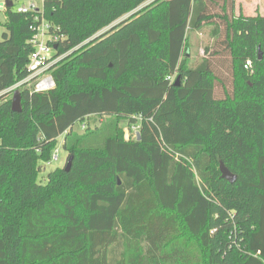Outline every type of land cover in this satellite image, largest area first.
Segmentation results:
<instances>
[{
	"label": "trees",
	"instance_id": "obj_1",
	"mask_svg": "<svg viewBox=\"0 0 264 264\" xmlns=\"http://www.w3.org/2000/svg\"><path fill=\"white\" fill-rule=\"evenodd\" d=\"M143 1L6 9L0 264H264V15H235V0L136 10ZM36 15L59 36L57 55L71 52L52 70L55 86L20 87L13 111L5 90L28 75ZM207 28L213 48L193 61L190 36ZM226 53L233 88L218 98L213 58ZM92 118L99 124L73 131ZM122 119L139 139L124 138ZM61 134L70 169L41 184L39 163Z\"/></svg>",
	"mask_w": 264,
	"mask_h": 264
},
{
	"label": "rangeland",
	"instance_id": "obj_2",
	"mask_svg": "<svg viewBox=\"0 0 264 264\" xmlns=\"http://www.w3.org/2000/svg\"><path fill=\"white\" fill-rule=\"evenodd\" d=\"M3 1V0H2ZM5 1V0H4ZM13 9H16L19 6H30L31 4H34L37 9L41 8L42 6V0H11ZM153 0H144L140 3V5L136 8L138 10L139 8L151 3ZM6 8L0 10V30H3V24L6 21ZM244 14V15H264V0H235V7H234V14ZM131 14L127 13L123 15L122 17L115 20L112 24H116L123 18H125L127 15ZM108 27L104 28L97 34H100L104 30H106ZM209 28L205 29L201 33L192 34L190 36L189 42H191V46L189 48V55L193 59V61H197L204 55V48L205 46H210L213 48L214 45V37L212 38L209 34ZM96 34V35H97ZM226 55H222L217 59L218 57H214V63H215V71L217 76L220 78L219 81H216L215 84V97L223 98L227 93H231L232 91V74L231 70H227L226 65L229 63V58ZM262 56L261 52H259V57ZM261 59V57H260ZM221 61H224V64L222 66L220 65ZM251 69V68H250ZM251 71V70H250ZM175 76H173L174 78ZM223 79V80H221ZM5 98H13V92L9 93L4 96ZM19 108L21 110V102L19 101ZM100 120V119H99ZM99 120L96 118L89 119L84 121L83 123H76L73 126V131L77 132L78 134H82L85 131V127L83 128L82 125L89 124L90 128L94 127L95 125L99 124ZM120 127L123 130V135L125 139H134L137 132L136 126H129L127 121L125 119L120 120ZM64 141V134H61L57 138V144L55 146L54 152L58 150V160L56 161H50V162H40L39 163V174H38V181L41 184H45L47 182V176L49 172H53L58 168H63L66 164L67 159V152L63 149L62 144ZM53 152V153H54Z\"/></svg>",
	"mask_w": 264,
	"mask_h": 264
},
{
	"label": "built area",
	"instance_id": "obj_3",
	"mask_svg": "<svg viewBox=\"0 0 264 264\" xmlns=\"http://www.w3.org/2000/svg\"><path fill=\"white\" fill-rule=\"evenodd\" d=\"M6 8L5 1L0 0V10ZM7 9V8H6ZM37 8L34 4L30 6H19L15 10L18 12L34 11ZM31 38L29 40L32 47L27 65L28 75L16 82L5 90V92H14L20 87L25 86L33 90V92H45L55 86L52 77V70L57 63L65 57L69 52L57 55V41L59 36L53 33L51 24L42 16L36 15L33 23L30 25ZM3 30H0V36ZM79 47V46H78ZM251 62L248 60L245 63V68H250ZM84 128L85 126L82 125ZM137 133V132H136ZM58 160V150L52 154V161Z\"/></svg>",
	"mask_w": 264,
	"mask_h": 264
},
{
	"label": "water",
	"instance_id": "obj_4",
	"mask_svg": "<svg viewBox=\"0 0 264 264\" xmlns=\"http://www.w3.org/2000/svg\"><path fill=\"white\" fill-rule=\"evenodd\" d=\"M11 6H12V1L11 0H5V7L6 8H9ZM129 15H127L126 17H128ZM175 85L176 86L179 85V78L178 77H176V83H175ZM19 101H20L19 91L18 90H15L13 92V98H12V102H11V107H12V110L13 111H20ZM136 136H137V139H139V133L138 132L136 133ZM71 162H72V156H70L67 159V161H66V164L64 166L65 171H68L70 169ZM219 170H220V173H221V177L222 178L226 179L227 181H229L231 183L234 182L235 176L224 166V164L222 162L219 163Z\"/></svg>",
	"mask_w": 264,
	"mask_h": 264
}]
</instances>
